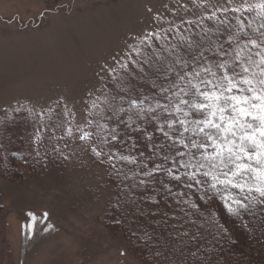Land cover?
Listing matches in <instances>:
<instances>
[{"label": "rangeland", "instance_id": "1", "mask_svg": "<svg viewBox=\"0 0 264 264\" xmlns=\"http://www.w3.org/2000/svg\"><path fill=\"white\" fill-rule=\"evenodd\" d=\"M202 2L0 0V150L38 159L47 155V143L64 142L67 157L65 168L25 171L22 182L0 174V264H141L110 227L116 195L108 163L65 129L70 123L74 131H93L87 124L92 104L102 106L104 85L133 43L199 21L223 0L198 8ZM28 213L48 218L26 240ZM46 224L55 230L44 231Z\"/></svg>", "mask_w": 264, "mask_h": 264}, {"label": "snow or ice", "instance_id": "2", "mask_svg": "<svg viewBox=\"0 0 264 264\" xmlns=\"http://www.w3.org/2000/svg\"><path fill=\"white\" fill-rule=\"evenodd\" d=\"M192 2L195 4V0ZM206 2L203 0L196 6L204 7ZM229 13L236 21L235 25L222 18ZM253 13L255 24L253 19L248 18ZM204 21H212L216 25L215 29L204 26ZM187 23H200L205 34L197 43L184 35L181 27L176 26L174 29L181 43L199 49L194 57L196 63L183 59L177 50L178 46L170 44L166 34L162 36L153 31L145 34L138 43H133L125 57L126 62L120 64L121 71L125 73H130V66L143 73V65L153 55L157 61H161L164 59L161 52L166 53L170 58L167 65L169 73L176 77L170 87L160 89L167 103L156 100L154 106H145L147 97L131 99L127 108L120 107L114 114L117 118L127 114L128 127L133 131L136 130L133 128V113L138 120H155L157 130L167 142H162L159 147L173 149L171 155L163 156L164 163H157L152 168L143 165L144 178L139 180L140 185L147 186L155 175L163 173L181 186L182 190L173 192L174 186L170 187L161 181L169 195L177 198L178 204L187 205V210L181 209L185 215L200 212L201 205L197 201L207 203L219 197L228 213L243 223L245 214L253 213L257 206L264 209V0H223L214 6L210 14H202L199 21L190 20ZM220 25L230 30L227 40L229 46H235L231 60L227 59L229 52L223 44L207 35L219 32ZM206 40L210 41L211 46L201 47ZM160 41L164 43L158 50L154 44ZM148 49H152L151 55L147 54ZM205 52L213 53L218 59L209 60ZM166 78H169L167 73ZM117 79L124 81L126 76ZM122 90L127 91V87ZM96 107L94 101L92 108ZM47 111L52 112L53 109ZM45 115L44 110L37 113L40 118ZM87 124L91 127L93 121L87 120ZM65 131L70 139L88 144L98 160L109 163L113 168L116 167V160L138 164L137 159L130 155L115 153L111 149L107 153L104 151L108 143L119 140L113 129H108L98 140L94 130L87 131L77 126L74 131L70 123ZM45 132L46 126L38 129L34 142L39 143ZM147 139L151 141L152 135L148 134ZM138 175L141 173H134L133 178ZM197 192L200 195L196 200L185 199L189 193L196 195ZM28 216L30 223L23 229L26 240L35 236L37 224L46 221L48 214L44 213L40 221L33 213H28ZM205 221L214 223L215 218L205 217ZM43 230L53 231L55 227L46 224Z\"/></svg>", "mask_w": 264, "mask_h": 264}, {"label": "trees", "instance_id": "3", "mask_svg": "<svg viewBox=\"0 0 264 264\" xmlns=\"http://www.w3.org/2000/svg\"><path fill=\"white\" fill-rule=\"evenodd\" d=\"M254 16L253 13L248 18L253 19L255 24ZM222 18L228 19L232 25L236 24L231 13ZM204 26L213 29L216 27L212 21H204ZM181 29L184 35L197 43L200 42L201 36L205 35L200 23L185 24ZM229 34V27L220 25L219 32L207 35L211 36L213 41L223 44L229 52L227 59L231 60L235 46H229L227 40ZM166 39L170 44L178 46L177 50L183 59L196 63L194 57L199 49H192L181 43L175 30L168 31ZM163 43L164 41L156 42L154 47L159 50ZM206 46H211L210 41L206 40L201 45ZM147 54L151 55L152 49H148ZM161 54L164 59L157 61L153 55L152 59L143 65V73L132 66L130 73H125L121 69L115 72L104 85L102 106L94 108L88 118L93 121L91 129L95 131L97 140L106 134L108 129H113L119 136L117 142H110L104 146L106 153L111 149L115 153L130 155L138 161L137 165H131L116 160L115 168L108 163L109 181L116 195L110 212V227L114 233L123 236L129 251L141 264H264V209L261 207L257 206L253 213L245 214L242 223L240 219L228 213L223 201L216 197L207 203L197 201L201 205L200 212L185 215L181 209L187 210V205L178 204L177 198L169 195L163 184L174 186L173 192L182 190L181 186L171 181L165 174L155 175L147 186L139 183V180L144 178L143 165L147 164L152 168L157 163H164L163 156L171 155L173 149L167 146L159 147L162 142L165 144L167 142L157 130L158 124L155 120L151 118L138 120L133 113L135 120L133 128H136L133 131L128 127L127 114L117 118L114 113L120 107L127 108L131 99L140 100L147 97L145 106H154L156 100H160L162 104L167 103L160 89L170 87L176 77L169 73L167 67L170 58L166 53ZM205 55L211 61L218 59L211 52H205ZM172 66L176 67L174 63ZM188 70L191 71V68ZM166 73L169 78H166ZM120 76H126V79L119 81L117 77ZM118 84L121 86L118 87ZM125 86L127 91L122 90ZM168 94L171 95V92ZM104 125L107 127H103ZM148 134L153 137L151 141L147 139ZM46 146L47 155L42 154L38 159L20 155L8 156L6 152L0 150L1 176L11 182H22L25 181L23 179L25 171L41 174L48 167L65 168L67 159L64 157L66 148L64 142L61 144L51 142ZM134 173L141 175L133 178ZM198 195L199 192L196 195L189 193L185 199L196 200ZM1 212L0 206V214ZM205 217H214L215 222H206Z\"/></svg>", "mask_w": 264, "mask_h": 264}]
</instances>
